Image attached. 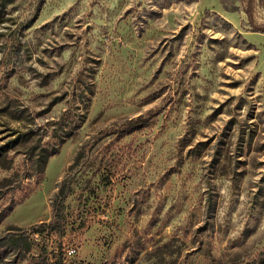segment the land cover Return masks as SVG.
<instances>
[{
	"label": "rangeland",
	"instance_id": "rangeland-1",
	"mask_svg": "<svg viewBox=\"0 0 264 264\" xmlns=\"http://www.w3.org/2000/svg\"><path fill=\"white\" fill-rule=\"evenodd\" d=\"M249 11L264 27V0H0V264L60 242L82 264H264ZM60 186L65 233L35 234Z\"/></svg>",
	"mask_w": 264,
	"mask_h": 264
},
{
	"label": "trees",
	"instance_id": "trees-1",
	"mask_svg": "<svg viewBox=\"0 0 264 264\" xmlns=\"http://www.w3.org/2000/svg\"><path fill=\"white\" fill-rule=\"evenodd\" d=\"M251 26L254 31L264 32V27L256 26L253 22L252 15L250 11L248 12ZM61 196V203L58 202V197ZM66 195L64 193V187L60 186L59 191L56 194L55 199L52 202V217L50 221L43 222L40 225L32 226L30 229L35 233L47 234L51 236L53 234L61 233L64 234L66 231V220L64 218V199ZM27 238H17L12 240V244L17 247L23 245V242L26 243ZM25 246V245H23ZM28 246V244H27ZM41 261L36 264H82V262H75L71 260L68 250L63 246V242L58 243L56 246H52L49 250L48 246L45 247Z\"/></svg>",
	"mask_w": 264,
	"mask_h": 264
}]
</instances>
